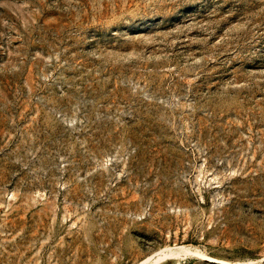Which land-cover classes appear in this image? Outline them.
Wrapping results in <instances>:
<instances>
[{
    "label": "rangeland",
    "instance_id": "374dc122",
    "mask_svg": "<svg viewBox=\"0 0 264 264\" xmlns=\"http://www.w3.org/2000/svg\"><path fill=\"white\" fill-rule=\"evenodd\" d=\"M0 264H264V0H0Z\"/></svg>",
    "mask_w": 264,
    "mask_h": 264
}]
</instances>
